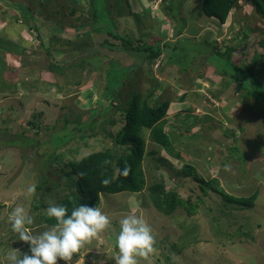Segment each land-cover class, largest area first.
<instances>
[{
    "label": "rangeland",
    "instance_id": "rangeland-1",
    "mask_svg": "<svg viewBox=\"0 0 264 264\" xmlns=\"http://www.w3.org/2000/svg\"><path fill=\"white\" fill-rule=\"evenodd\" d=\"M168 3L0 0V264L8 251L29 248L8 223L11 211L23 206L35 232L51 227L43 216L67 192L65 163L105 148L126 152L112 138L121 110L153 88V103L178 106L164 123L173 150L143 130L144 189L100 194V208L117 205L112 228L72 264H114L119 222L133 213L156 238L155 254L139 264H264V18L238 2L221 25L203 14L202 0H178L185 26L175 35ZM148 45L162 51L151 66ZM182 93L188 105L179 107ZM183 164L232 195L256 192L254 205L204 193ZM155 182L189 205L202 202L190 215L183 205L165 214L148 190ZM30 185L36 192L27 197Z\"/></svg>",
    "mask_w": 264,
    "mask_h": 264
},
{
    "label": "trees",
    "instance_id": "trees-1",
    "mask_svg": "<svg viewBox=\"0 0 264 264\" xmlns=\"http://www.w3.org/2000/svg\"><path fill=\"white\" fill-rule=\"evenodd\" d=\"M177 2L178 0H169L167 6L164 7L166 16L173 23H176L173 28L175 35L179 34L185 26L184 22L179 20V5L181 2L178 4ZM238 2L252 5L256 13H260L264 18V0H202V12L207 17L215 18L222 25L226 22L230 11ZM175 3L178 6L177 10L174 9L173 4ZM117 36L120 35L117 34ZM123 44L126 45V43ZM130 46L135 48L132 44ZM124 48L126 50L129 49L128 46ZM142 49L146 52L150 66L162 53L161 49L159 47L155 49L154 45H148ZM231 49V46L227 47L226 52ZM153 90L155 88L148 89L145 94H134L126 103L125 109L121 110V125L112 138L118 144L126 145L128 147L126 152L119 154L113 148H105L88 152L87 155L65 163L67 168L65 175L70 178V183L67 185V192L56 201V204L67 206L69 215L75 207L81 204L98 207L101 199L100 194L137 193L144 189L146 182L142 163L147 153L144 129L148 131V135L154 143L166 151L172 152V140L164 129L170 102L165 100L159 104L153 103L151 99ZM152 153L154 152L150 151V154ZM125 164L131 167L128 176L121 174ZM181 172L184 176H192L198 181L200 186L203 184L202 188H200L204 193H207L211 188L229 203L243 207H252L254 205L257 197L256 192L248 196L232 195L218 185L216 178L205 180L202 176L195 174L193 167L189 164H183ZM103 180H109V183L103 184ZM205 185H209V187L207 188ZM148 190L154 195L155 207L165 214H170L177 206L183 205L187 210L186 212L190 215L202 202L201 198V202L196 201L195 204H187L174 190H166L163 182L151 184L148 186ZM43 223L53 226L57 222L54 218H50L45 214Z\"/></svg>",
    "mask_w": 264,
    "mask_h": 264
},
{
    "label": "clouds",
    "instance_id": "clouds-1",
    "mask_svg": "<svg viewBox=\"0 0 264 264\" xmlns=\"http://www.w3.org/2000/svg\"><path fill=\"white\" fill-rule=\"evenodd\" d=\"M130 171V165L125 164L121 174L128 176ZM102 183L108 184L109 180H103ZM35 192V186L30 185L26 196L31 197ZM45 211L57 223L51 227L42 225L45 230L40 232L29 227L34 224V216L23 206L18 205L11 211L8 223L12 231L18 234V240L29 248L22 256L18 255L19 249L5 253L7 264H59L60 261L72 264L73 257L81 249L112 228L110 216L96 206L81 204L69 215L67 206L49 200ZM119 224L120 230L116 237L118 251L112 257L114 264H139L138 258L146 261L155 254L153 229L142 216L135 213L126 215Z\"/></svg>",
    "mask_w": 264,
    "mask_h": 264
},
{
    "label": "crops",
    "instance_id": "crops-1",
    "mask_svg": "<svg viewBox=\"0 0 264 264\" xmlns=\"http://www.w3.org/2000/svg\"><path fill=\"white\" fill-rule=\"evenodd\" d=\"M250 6V5H249ZM254 9V8H253ZM229 16V15H228ZM225 24V23H224ZM166 41H168V40H166ZM184 93H182V94H180V96L178 97V98H176V99H178L176 102L177 103H179V104H181V105H179V107L180 106H186V105H188V100H185V97H184ZM173 108V109H172ZM178 108V106H176V107H174L172 104H169V109H168V112H172V111H174V110H176ZM164 129L166 130V132H167V129L168 128H166V127H164ZM169 134V133H168ZM134 193H132V194H129V195H133ZM124 197V196H123ZM104 202H105V204H103L104 206H102L101 208H102V210L105 212V213H107L108 215H111L112 213H113V211H115L116 209L115 208H117V205H114V204H109V203H107L105 200H104ZM102 203V200L100 199V203H99V208H100V205H102L101 204ZM120 210V209H119ZM127 210H130V209H127ZM127 210H125V211H127ZM117 213H118V211H116ZM131 212V211H130ZM111 216H113V215H111ZM110 216V217H111ZM118 216V215H117ZM114 217H116V216H114ZM77 256H78V254H76ZM75 255V256H76ZM76 256V257H77Z\"/></svg>",
    "mask_w": 264,
    "mask_h": 264
}]
</instances>
